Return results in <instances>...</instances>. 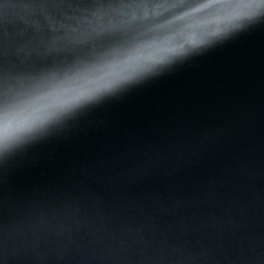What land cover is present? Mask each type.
<instances>
[{
  "label": "water",
  "instance_id": "water-1",
  "mask_svg": "<svg viewBox=\"0 0 264 264\" xmlns=\"http://www.w3.org/2000/svg\"><path fill=\"white\" fill-rule=\"evenodd\" d=\"M0 264H264V23L0 161Z\"/></svg>",
  "mask_w": 264,
  "mask_h": 264
},
{
  "label": "clouds",
  "instance_id": "clouds-1",
  "mask_svg": "<svg viewBox=\"0 0 264 264\" xmlns=\"http://www.w3.org/2000/svg\"><path fill=\"white\" fill-rule=\"evenodd\" d=\"M264 23V0H0V161Z\"/></svg>",
  "mask_w": 264,
  "mask_h": 264
}]
</instances>
